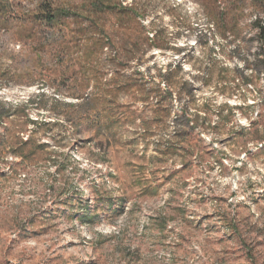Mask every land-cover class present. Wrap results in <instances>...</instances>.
I'll list each match as a JSON object with an SVG mask.
<instances>
[{"label": "rangeland", "instance_id": "374dc122", "mask_svg": "<svg viewBox=\"0 0 264 264\" xmlns=\"http://www.w3.org/2000/svg\"><path fill=\"white\" fill-rule=\"evenodd\" d=\"M12 1L20 16L34 0ZM116 1L144 27L120 28L117 54L96 56L107 81L120 77L104 101L113 96L117 121L54 105L102 95L85 86L82 48L20 38L15 18L0 27V264H264V39L253 23L264 13L252 0ZM215 7L233 17L225 34ZM186 119L194 128L176 135Z\"/></svg>", "mask_w": 264, "mask_h": 264}, {"label": "trees", "instance_id": "16d2710c", "mask_svg": "<svg viewBox=\"0 0 264 264\" xmlns=\"http://www.w3.org/2000/svg\"><path fill=\"white\" fill-rule=\"evenodd\" d=\"M252 4L257 11L264 13V0H252ZM14 2L12 0H0V27L6 28L9 20H16L15 32L20 38L30 39H47L48 41L66 40L64 48L70 50L71 48L80 49L83 51L82 66L86 68L87 72L84 77L85 86L93 84L102 95L87 99L85 93H74V98L82 100L83 102L78 104L60 103V101H54L55 106L65 105L71 108H83L82 110H93L97 120H107L108 118L115 117L114 105L112 99L106 100L111 94H115L113 90L115 86H118L119 76L114 75L111 81H107L105 76H113V70L105 69L104 74L101 71V65L96 61L98 53H102L104 50H110L112 53L117 54L114 48L113 38L117 37L119 29L135 28L139 27L144 29L142 25V14L134 6H126L117 2L116 0H34L31 3V8L26 11L25 14L16 16L14 13ZM212 19L217 23V26L221 28V32L225 34L226 30L232 26L228 18V13L224 10H218L217 7L210 10ZM264 16V15H263ZM114 18V22L111 19ZM264 17L255 16L253 23L258 29V33L264 39ZM48 32V34H47ZM47 34V36H45ZM39 36V37H38ZM146 38V37H144ZM44 44V42L42 43ZM92 44V45H91ZM126 44V42H125ZM137 46V41L133 43ZM104 54H106L104 52ZM113 55V56H114ZM118 74V73H117ZM101 75L107 83H101ZM100 82V83H99ZM119 82V83H118ZM137 82V80L135 81ZM138 83V82H137ZM161 83H157V87L161 91L160 93L166 94V90L161 89ZM164 84L167 82H163ZM125 84V83H124ZM145 85L146 83H142ZM120 86V85H119ZM125 87V85H122ZM82 88V86H81ZM121 88V87H119ZM83 89V88H82ZM84 91V90H83ZM159 94L149 95V99L154 101L156 105L160 103L162 96ZM83 94V95H82ZM150 94V93H149ZM161 96V97H160ZM115 98V97H114ZM163 98V97H162ZM171 97L168 96V99ZM102 102L100 104L99 102ZM80 102V101H79ZM104 103V104H103ZM112 113L109 115V112ZM9 116L8 111L0 104V119ZM125 116V114H124ZM123 117V116H122ZM116 115L115 119L120 120ZM178 119V117H177ZM184 127L193 129L194 126L190 125V122L186 119L181 124V130L176 132V135L184 134ZM25 144V142L21 143ZM122 205L118 206V210H121ZM117 213L118 211H113ZM83 222H89L91 219L89 215L80 218Z\"/></svg>", "mask_w": 264, "mask_h": 264}, {"label": "bare ground", "instance_id": "6f19581e", "mask_svg": "<svg viewBox=\"0 0 264 264\" xmlns=\"http://www.w3.org/2000/svg\"><path fill=\"white\" fill-rule=\"evenodd\" d=\"M261 146V145H260Z\"/></svg>", "mask_w": 264, "mask_h": 264}]
</instances>
